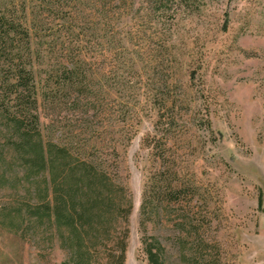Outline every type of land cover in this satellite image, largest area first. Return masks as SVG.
I'll use <instances>...</instances> for the list:
<instances>
[{
  "label": "rangeland",
  "instance_id": "1",
  "mask_svg": "<svg viewBox=\"0 0 264 264\" xmlns=\"http://www.w3.org/2000/svg\"><path fill=\"white\" fill-rule=\"evenodd\" d=\"M0 13L87 57L94 102L72 93L45 121L97 126L109 158L114 143V176L132 195L124 264H148L138 208L156 171L184 182L207 241L193 253L188 237L179 255L180 206L163 202L170 215L151 214L146 232L169 264H264V0H0ZM63 255L0 227V264Z\"/></svg>",
  "mask_w": 264,
  "mask_h": 264
},
{
  "label": "trees",
  "instance_id": "2",
  "mask_svg": "<svg viewBox=\"0 0 264 264\" xmlns=\"http://www.w3.org/2000/svg\"><path fill=\"white\" fill-rule=\"evenodd\" d=\"M51 45L0 13V227L38 245L56 242L60 264H124L132 195L114 176V143L109 158L97 126L74 132L45 121L46 111L61 108L72 93L94 102L87 57ZM159 174L144 184L138 208L148 264H169L167 247L146 232L151 214L170 215L160 210L163 202L180 206L172 220L179 255L188 237L193 253L207 245L184 182Z\"/></svg>",
  "mask_w": 264,
  "mask_h": 264
}]
</instances>
